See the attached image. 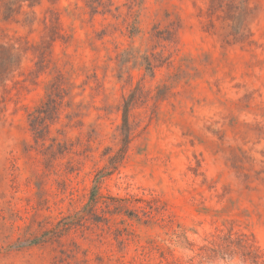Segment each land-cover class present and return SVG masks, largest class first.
I'll return each mask as SVG.
<instances>
[{
  "label": "rangeland",
  "instance_id": "rangeland-1",
  "mask_svg": "<svg viewBox=\"0 0 264 264\" xmlns=\"http://www.w3.org/2000/svg\"><path fill=\"white\" fill-rule=\"evenodd\" d=\"M239 234L264 259V0H0V264H243L196 257Z\"/></svg>",
  "mask_w": 264,
  "mask_h": 264
},
{
  "label": "trees",
  "instance_id": "trees-1",
  "mask_svg": "<svg viewBox=\"0 0 264 264\" xmlns=\"http://www.w3.org/2000/svg\"><path fill=\"white\" fill-rule=\"evenodd\" d=\"M132 99H127L124 101L121 109V126H120V136H121V148L119 149L118 156L123 159L126 148L131 141V130L129 126V112ZM115 159L111 158L109 160L110 169H114L116 164ZM109 168H106L109 169ZM108 171V170H107ZM103 176H99L95 181V186L92 189L86 211L88 215H93L96 205L99 203L98 199L100 197L99 185ZM234 240H231V236L228 237H218L217 241L210 243L209 245H204L198 248L196 257L200 258L201 261H213L216 257L228 256L231 257L233 254H238V249L241 252V260L243 264H264V259L258 248L256 247L252 239L247 238L244 235H237L235 237V248L233 247ZM191 260V259H190Z\"/></svg>",
  "mask_w": 264,
  "mask_h": 264
}]
</instances>
